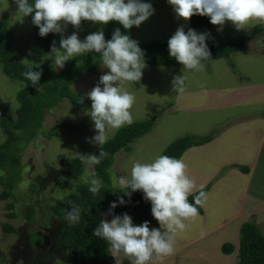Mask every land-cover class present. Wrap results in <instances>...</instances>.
I'll use <instances>...</instances> for the list:
<instances>
[{
	"label": "rangeland",
	"instance_id": "1",
	"mask_svg": "<svg viewBox=\"0 0 264 264\" xmlns=\"http://www.w3.org/2000/svg\"><path fill=\"white\" fill-rule=\"evenodd\" d=\"M144 2L153 5L155 14L139 27H134L135 41L138 43H165L179 27L186 28L188 21L177 18L168 0H144ZM5 13L9 16V27L15 37V48L23 54H30L33 33L28 18L18 14L16 6L6 0H0V19ZM170 24L175 26L172 28L174 33L167 30ZM105 26L83 21L79 30L68 25L64 35L70 36L73 32H77L83 41L87 35L103 30ZM259 28H264V22L254 21L245 31H237L231 22H226L223 31H218V26L212 25L209 40L211 43L220 44L241 39ZM140 34H142L141 40L145 42H139ZM260 51H264V33L249 41L244 50L231 56L230 61L235 65V70L231 69L228 66L229 61L224 59L204 63L205 67L202 71L183 70L186 77V90L179 95L172 90V80L175 75H182L183 66L175 69L146 65L138 86H135L133 82H123L121 87L136 97L131 110L133 122L154 118L155 125L150 133L132 144L130 153L121 151L116 154L109 185L112 186V176H130L133 161L150 163L161 155L170 143L185 135L200 137L210 131L217 135L226 128L234 127L242 122L246 127L256 121H264V118H260V114H264L263 107L252 108L246 105L230 107L223 110L222 113L225 116L217 114V110L213 111L211 106H208L207 110L201 109L209 103L212 92L211 97L215 98L220 89L237 85L232 82L233 75L236 81L244 86V103L253 104L257 100L258 90H262L264 96V56L254 63H249L247 60L250 53L257 54ZM250 57L253 56L250 55ZM25 59L27 58H20L21 61ZM52 66L54 74L61 70L54 64ZM98 70L101 74L108 71L101 65L98 66ZM98 82L96 76L87 72L75 81L72 89L75 92L87 94ZM22 87L23 83L10 80L0 66V106L15 111L18 107L16 93ZM89 109L63 101L59 107L46 112L42 123L43 129L49 130L63 122L72 125L74 130L59 128L60 137L47 139L41 136L25 147L20 160L19 179L11 189L12 196L5 201L0 199V264H67L65 251L56 242L70 221L67 219V212H63V217H59L52 213L51 206L56 200H63L74 192L79 183L81 176L72 180L64 188L61 187L66 180V167L69 160L80 157V154L92 155L99 147L88 142L97 134L90 116L85 115L86 110ZM249 110L260 113L252 116L253 114L247 113ZM222 117H229V120L226 121L227 118L220 123ZM211 121H213L212 124H209ZM202 126L205 129L202 134H199ZM219 126L221 127L216 129ZM118 129H110L107 133L108 139L112 138ZM3 141L4 135L0 132V143ZM205 147L204 145L197 150L191 148L182 159L187 165L188 177L194 181L192 192L209 186L208 199L202 206L207 215L201 219L200 223L191 225L190 221L185 222V229L176 235L173 254L155 261V264H204L205 258L211 261L210 264L215 262L238 264L236 250L227 256L221 253L220 247L223 243L235 245L240 235L242 215L247 221L257 223L264 236V150L256 171L248 181L243 177L228 183L225 181L220 187L214 188L219 178L225 176L226 179L229 178L233 170L220 167L214 179L212 174L206 179L202 178L200 173L205 168V164L197 155L210 154L211 151ZM83 163L89 173L94 172L93 165ZM0 174L4 172L0 171ZM72 186L74 190H69ZM3 189L4 186L1 183L0 193ZM8 204H12L13 208L8 210L6 208ZM239 204L242 205L241 208ZM233 206H237L238 210L236 208H234L236 211L229 210ZM29 207L32 208V218L27 219ZM211 210L215 215V211L224 212L222 216L225 215L227 218L224 217L222 221L223 219L220 220L214 216V220L211 221V216L208 214ZM10 213H14L15 216L9 218ZM106 218L110 221L113 217L108 215ZM236 219L235 227L233 224L226 225L228 227L223 226L227 221L231 223ZM203 223L212 224V227L217 226V228L202 230ZM3 224L13 227L16 232L5 233L2 230ZM202 253L205 254L203 259ZM113 259L115 264H129L122 254L113 256Z\"/></svg>",
	"mask_w": 264,
	"mask_h": 264
},
{
	"label": "clouds",
	"instance_id": "2",
	"mask_svg": "<svg viewBox=\"0 0 264 264\" xmlns=\"http://www.w3.org/2000/svg\"><path fill=\"white\" fill-rule=\"evenodd\" d=\"M17 13L23 17L31 16L32 23L39 29V35L46 37L50 33L61 36L59 47L52 42L48 55L57 69H62L72 58L85 53L100 54V64L108 71L102 74L97 85L87 93L91 108L85 115L94 123L95 136L89 143L100 146L99 155L80 154L81 160L89 165L99 164L107 153L102 146L107 143L108 131L118 129L133 122L132 108L136 97L124 90L123 82H140L146 67L145 53L139 43L116 28L110 40L105 39L103 30L93 32L82 41L73 32L64 33L68 25L80 29L83 21L107 25L118 22L125 30L139 27L155 14L151 3L144 0H14ZM177 18L190 21L193 16L210 18V23L223 31L226 22H231L237 31L248 30L254 21L264 22V0H168ZM210 33H198L189 28L179 27L168 40L171 58L182 65V75L172 80L173 92L183 94L186 90V77L183 70L202 71L204 61L212 60L207 40ZM27 66L23 76L36 90L42 91L40 80L42 71H36L40 64L25 59ZM84 97H81V104ZM184 160L168 155H159L150 163L133 161L130 176H112V187L118 188L123 195L118 197L119 205L127 202L134 192H142L144 199L151 203V213L159 223V228H150L149 222L134 225L127 213L115 215L112 210L117 203L112 202L108 213L94 229L93 235L107 243L113 256L122 254L129 264H155V261L170 256L174 252L176 235L186 227L187 221L198 216V206L206 203L209 194L203 190L195 195L192 202L189 195L194 181L187 175ZM79 182L88 185L93 195H98L104 182L89 173L87 169ZM69 190H74L73 186ZM72 203L67 219L79 223L81 209ZM112 215L109 221L106 217Z\"/></svg>",
	"mask_w": 264,
	"mask_h": 264
},
{
	"label": "trees",
	"instance_id": "3",
	"mask_svg": "<svg viewBox=\"0 0 264 264\" xmlns=\"http://www.w3.org/2000/svg\"><path fill=\"white\" fill-rule=\"evenodd\" d=\"M6 1L17 7L14 0ZM29 2L32 3L34 0H29ZM27 18L33 33L30 54H23L15 48V37L9 27L8 14L5 13L0 19V66L2 72L10 80L23 83V87L16 93L17 109L12 111L7 107L0 106V132L4 135V141L0 143V171L4 172V174H0V184L2 183L4 186L0 193V199L3 201L12 196L11 189L19 179L20 160L25 147L41 136L47 139L60 137L59 128L74 130L72 125L63 122L54 125L49 130H44L42 123L46 112L59 107L63 101L77 107L91 108V101L86 98L87 94L75 92L72 85L84 73H91L98 80L102 75L98 70V66L101 65L100 54L98 53H85L76 56L68 61L57 74H54L52 61L47 54L51 51L53 41H56V46L59 47L61 36L50 33L46 37H41L38 34L39 29L32 23L31 16ZM211 26L210 18L193 16L187 22L185 31L187 32L191 28L198 33H210ZM116 28L133 39L134 27L131 30H125L118 22L112 21L103 28L106 40L111 39ZM262 33H264V28H259L244 38L230 40L222 44H212L208 39L207 44L211 51L212 60L203 63L224 59L228 60L230 68L235 70V65L230 61L231 56L242 51L249 41ZM139 46L145 53L144 59L148 66L173 67L175 69L182 67L174 58L170 57L168 42L139 43ZM20 58H27L30 62L41 65L35 70L43 73L39 85L43 87L42 91L38 92L36 87H33L31 82L23 76L27 66L21 63ZM133 84L138 86V82H133ZM81 97H84L83 104L80 103ZM154 125L155 119L152 118L122 126L102 146V150L108 155L99 164L93 165V173L104 182V187L98 195H93L89 191L88 185L79 182L74 192L63 200H56L51 206L52 213L59 217H63V212L68 213L71 210L72 203L69 201L81 209L80 222L68 223L56 242L65 251L67 264H115L107 243L93 235L94 229L103 219L102 214L109 212L112 202H116L118 205L112 210L115 215L127 213L132 217L134 225L148 221L150 227H159L158 221L152 216L151 203L145 201L142 192L132 193L130 199L128 196H124L127 203L119 205L118 197L123 193H119L118 188L109 185L116 154L121 151L130 153L132 144L150 133ZM215 136L216 133L200 137L185 135L170 143L161 155L181 159L189 149L204 146L211 142ZM100 150L99 146L94 154L99 155ZM238 169L243 173H248V169L245 167ZM85 170L80 157L71 158L66 167V180L61 184V187L64 188L72 180L82 176ZM201 190L208 193L209 186L191 193L188 197L189 201L192 202L195 195ZM6 208L12 209L13 205L8 204ZM198 215H203L200 206H198ZM14 216V213L8 215L9 218ZM26 218H32V208L30 207L27 208ZM2 230L5 233L16 232L8 224H3ZM239 232L238 244L235 246L230 243H223L220 247L221 253L231 255L236 250L238 264H264V236L256 224L252 222L243 223Z\"/></svg>",
	"mask_w": 264,
	"mask_h": 264
},
{
	"label": "crops",
	"instance_id": "4",
	"mask_svg": "<svg viewBox=\"0 0 264 264\" xmlns=\"http://www.w3.org/2000/svg\"><path fill=\"white\" fill-rule=\"evenodd\" d=\"M173 27H175V26H173V24H170L167 30L174 33V30H172ZM134 32H135V30H134ZM134 32H133V38L135 40ZM141 37H142V34L138 35L139 42H145V40H141ZM141 44H143V43H141ZM212 44H214V43H212ZM220 44H222V43H220ZM246 46H247V44H246ZM246 46H245V48H246ZM250 55H252L253 57H250ZM250 55L247 58V60L249 61V63H254V62H257L259 60V58L264 56V51H260L257 54L256 53H250ZM219 60H223V59H219ZM213 61H215V60H213ZM248 61L245 60L246 63H248ZM223 78H224V76L222 77V79ZM242 81L243 80L241 79V82ZM232 82H235L237 85H233L231 87L227 86L228 88L220 89L218 91V94L215 95V98L211 97L213 94V92H212L211 96H210L211 98L209 97V103L207 104V106L206 105L202 106L201 109L203 110V109L208 108V106H211L213 111L215 109L217 110V112H218L217 114L225 116V114L222 113L223 110L226 108H230V107H238L240 105H242V107H243L246 105V106H251L252 108H262V107L264 108V96H263L262 90L257 91V94H256L257 100L253 104L244 103L243 102L244 86L241 85V83H238L236 81L234 75H233V81ZM221 86H222V84H221ZM195 105H196V103H195ZM190 106H193V105H190ZM247 113L253 114L252 116H255L256 113H260V112H255V111L249 110ZM260 116H261L260 118H264V114H260ZM225 120L228 121L229 117L220 118V123H223V121H225ZM212 122L213 121L209 122V124H212ZM206 125H208V124H206ZM259 125H262V126H259ZM220 127L221 126L217 127L216 129H218ZM204 129H205V127L202 126L199 130V134H202ZM210 133H212V131H210ZM210 133H208V134H210ZM208 134H205V135H208ZM201 136H204V135H201ZM205 146H206L205 148H208L211 151V153L210 154L208 153V154H201V155L198 154L197 155V157L202 159V163L205 164V168L203 169V171H201L202 173H200V176H202V178L205 177V179H206L209 175L212 174L213 175L212 179H214V177H216V175H217V172L221 169L220 167H225L229 170L234 171V172L231 171V173H230L231 175L227 179H226V176L223 178L222 177L219 178V181L216 183L214 188L220 187L223 183H225V181H227L226 183H228V182H231L233 180H235V181L240 180L243 177L245 180L248 181L251 178V175L256 171V168L258 167V162H259V160L262 156V152L264 150V121H256V122H254L251 125L246 126V127L243 125V122H242L241 124H236L234 127L232 126L230 128H226V130L219 132L214 137V139L211 142H209L208 144H206ZM202 147H204V146H201L200 148H202ZM195 148H196V150L199 149V147H195ZM189 151H190V149L184 155L188 154ZM189 162H191V160H189ZM239 167H245L246 169H248V173H243L242 171H240L238 169ZM209 179L212 180L211 178H209ZM239 205H240L239 207L241 208L242 205L241 204H239ZM200 207L203 211V215H201V216L198 215L195 219L191 220L190 221L191 225H192V223H200L201 219L203 217L205 218V215H207V213L204 211L203 207L202 206H200ZM236 207L237 206H233L229 210H232ZM236 209H234V210L236 211ZM215 212H216V215H215L214 211L212 212V210L208 212V214L211 216V221L214 220V218H213L214 216H217L216 218H219L220 220L223 219L222 221H224V217L227 218L225 215L222 216V214L224 212H222V213L217 212V211H215ZM241 218H242V224L250 222V221L246 220V217H244V215H242ZM207 220H209V219H207ZM226 220H228V219H226ZM217 222H219L218 219H217ZM208 223H212V222H208ZM229 224H233V225L237 224V219L231 223L227 221L226 224L223 226L228 227L226 225H229ZM254 224H256V226L258 227L257 223H254ZM234 227H235V225H234ZM206 228H212L215 230L217 228V226H215V228H214V227H212V224H206L205 225L203 223L202 224V230H204ZM259 230H260V228H259ZM234 244L236 246L238 244V240ZM204 255L205 254L201 255L202 259H203ZM227 256H229V255H227ZM203 260L205 262L204 264H210L211 263V261H209V259H207V258H205ZM215 264H217V263L215 262Z\"/></svg>",
	"mask_w": 264,
	"mask_h": 264
}]
</instances>
